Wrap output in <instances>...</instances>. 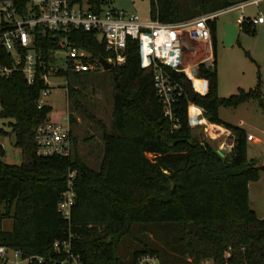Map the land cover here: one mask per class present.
Here are the masks:
<instances>
[{
  "label": "trees",
  "instance_id": "obj_1",
  "mask_svg": "<svg viewBox=\"0 0 264 264\" xmlns=\"http://www.w3.org/2000/svg\"><path fill=\"white\" fill-rule=\"evenodd\" d=\"M12 1L20 14L30 2ZM247 1L150 0V11L160 22L177 24ZM90 2L99 11L109 0ZM209 24L214 62L199 61L196 72L209 80V88L196 93L192 102L202 107L210 122L232 131L228 153L193 131L187 112L189 78L184 71L167 67L170 79L182 91L173 105V117L164 114L153 72L142 67L136 42L128 41L124 62L103 71L114 82L111 127L89 115L102 133L104 152L97 168L76 148L71 124L78 119L73 114H69L72 152L38 154L35 130L50 118L52 108L47 103L39 107L47 84L41 78L27 83L20 70L0 77V115L9 118L15 145L23 153L20 163L7 162L5 148L0 147V244L18 250L22 257L33 255L29 264H59L64 255L54 248L58 239H71L82 264H134L143 252L157 253L161 264L205 260L264 264V218L256 215L249 199V182L258 178L264 160L247 157L246 129L224 120L219 112L220 106L234 107L251 99L258 100L264 111L262 77L258 71L251 88L219 95L217 19ZM239 26L254 30L251 22ZM45 31L37 30L36 45L44 49L47 61L57 43L52 31ZM68 36L75 46L91 51L100 66L99 58L111 54L94 32L74 29ZM12 59L9 52L0 55L1 62ZM94 71L59 69L57 74L66 77L70 94L77 95V84L91 79ZM75 104L81 106L78 99ZM70 170L76 171L77 192L71 224L58 204ZM4 218L12 219L11 230L2 228Z\"/></svg>",
  "mask_w": 264,
  "mask_h": 264
},
{
  "label": "built area",
  "instance_id": "obj_2",
  "mask_svg": "<svg viewBox=\"0 0 264 264\" xmlns=\"http://www.w3.org/2000/svg\"><path fill=\"white\" fill-rule=\"evenodd\" d=\"M260 0H248L243 4L259 3ZM90 0H30L26 11L18 13L12 0H0V55L3 51L12 55L11 63L0 61V77H7L16 70H20L27 83L34 84L37 78L43 79L47 86L42 89L39 98V107L43 105L42 97L47 95L52 86L50 76H59V69L70 70L72 72L93 71L100 66L92 60L93 53L88 49L75 46L69 39L68 34L74 29H82L90 33H95L100 41L104 43L106 49L111 53L106 59L113 63L125 61L128 41L136 42L139 47V59L142 67L153 72L157 95L164 103V114L173 117V105L177 101V95L181 94V89L170 79L167 67L175 71H184L191 81L193 90L196 93H205L209 88V80L197 76L201 79L199 87L195 84V79L188 74V65H185L184 53L186 50L195 53L196 50L188 45V40L201 41L211 44L212 34L210 22L219 16L231 12L236 6L215 11L197 17L196 19L180 22L177 24L160 22L156 18L142 21L137 13L125 11L123 9L112 8L102 5L99 11L92 9ZM246 6V5H245ZM241 5V9L245 7ZM244 17H240V21ZM252 24L264 22V17L259 15L253 19L249 18ZM49 29L53 33L57 43L56 49L50 50L49 60H45L44 49L36 45L37 30L46 32ZM57 38V40H56ZM60 51L64 54L58 59ZM49 67L47 68V66ZM190 66V65H189ZM47 68V69H46ZM197 72V71H196ZM191 104L199 109V114L195 121L192 120L189 109ZM2 101L0 100V111ZM189 122L191 126H199L204 123L202 107L190 100L188 104ZM205 115V114H204ZM66 121H55L51 118L40 123L35 130V140L37 152L40 155L70 154L72 152V137L70 132V118ZM6 118L0 115V121L5 122ZM4 124L0 123V147L5 148L4 136H7ZM248 139L253 138V134L247 135ZM76 171L70 170L67 177L66 188L62 192L59 201V211L62 216L71 224L73 207L76 205ZM54 248L63 253L64 258L59 264H82V257L75 253L71 247V239L56 240ZM11 248L0 244V264H20L27 262L34 257H22L21 253L13 249L14 256H9ZM41 261L43 256H36ZM134 264H161L157 253L143 252Z\"/></svg>",
  "mask_w": 264,
  "mask_h": 264
},
{
  "label": "rangeland",
  "instance_id": "obj_3",
  "mask_svg": "<svg viewBox=\"0 0 264 264\" xmlns=\"http://www.w3.org/2000/svg\"><path fill=\"white\" fill-rule=\"evenodd\" d=\"M238 4L231 12L219 16L217 19V78L218 94L221 96H230L238 90L239 87L249 89L257 82V73L260 72L262 77V90L264 94V23L252 26L254 30L241 28L239 36L231 48L222 43L223 26L222 23L237 22L240 17L244 20L241 23H249L248 19H253L258 14L264 17V0L259 3ZM241 5H246L241 9ZM107 6L125 11L134 12L139 15L142 21L152 18L150 11V0H109ZM188 45L195 47L198 53H192L189 49L184 53L185 65L189 64L191 71L194 72V65L201 61L210 51V44L201 41L188 40ZM64 52L60 51L58 59L63 56ZM214 61V59H213ZM103 67H98L92 72L91 79L84 84H77L80 89L77 95H72L67 86V79L63 75L50 76L52 86L49 88L47 95L42 97L45 103L51 105L48 117L56 121H66L69 114L77 117L78 122L71 124L72 133L77 140V150L80 151L85 160L94 168L99 167L103 155L102 133L100 125L94 121L90 114L100 117L108 128L111 127L113 115V92L114 82L106 74ZM77 99L81 106L75 103ZM220 115L228 122L237 124L246 129L247 133H253L258 140L250 142L247 139V157L264 160V111L259 105L258 100L251 99L244 101L234 107L220 106ZM70 118V116H69ZM1 124H4L7 130V136H4L5 155L3 159L7 162L20 163L23 160L21 149L15 145V135L8 125L9 118H6ZM193 131L206 137L213 145L220 150L227 151L230 147H225V143H230L229 135H220L217 137L212 131L205 130L202 125L194 127ZM233 134V133H232ZM225 143H224V142ZM224 145V146H223ZM224 151H222L223 153ZM148 155L153 157V153ZM249 199L251 208L255 209L256 215L264 218V169H261L259 176L249 182ZM13 222L11 218L2 220V228L11 229ZM9 256L16 258L13 248ZM7 264H12L8 262ZM20 264H27L21 262ZM201 264H214L211 260H205Z\"/></svg>",
  "mask_w": 264,
  "mask_h": 264
},
{
  "label": "water",
  "instance_id": "obj_4",
  "mask_svg": "<svg viewBox=\"0 0 264 264\" xmlns=\"http://www.w3.org/2000/svg\"><path fill=\"white\" fill-rule=\"evenodd\" d=\"M222 26H223L222 43L226 47L231 48L239 36L240 26H238L235 22H228V21L223 22ZM99 62L102 64L104 70H110L115 65V63H113L112 61L111 62L108 61L105 57H100ZM186 92L190 100L193 101L196 97L195 96L196 92L193 90L190 80L186 82Z\"/></svg>",
  "mask_w": 264,
  "mask_h": 264
},
{
  "label": "crops",
  "instance_id": "obj_5",
  "mask_svg": "<svg viewBox=\"0 0 264 264\" xmlns=\"http://www.w3.org/2000/svg\"><path fill=\"white\" fill-rule=\"evenodd\" d=\"M259 15H262V14H258L257 16H259ZM256 16V17H257ZM263 16V15H262ZM240 21V18L238 19V21L237 22H235L238 26H239V24H238V22ZM264 23V22H263ZM263 23H259V24H263ZM240 29H241V26H240ZM193 49H195L196 50V52L195 53H198V50L195 48V47H193ZM201 60H205V61H207L209 64H213V46H212V44H210V51H209V53L206 55V57H204L203 59H201ZM199 62V61H198ZM198 62H196L195 63V65H194V73H196V71H197V65H198ZM222 117V116H221ZM203 118H204V123H202V124H200V125H202L203 127H204V129L205 130H208V131H212V133L214 134L215 133V135L216 134H218V135H216L217 137H215V141L220 137V135L222 134V135H229L230 136V143L228 144H226L224 141V143H225V147H230V149H228L227 151H225L224 149L222 150L221 149V151H224L223 153H228V152H230V150H231V146H232V143H233V140H234V136H233V134H232V131L231 130H229V129H226L224 126H222V125H220V124H215V123H212V122H210L208 119H207V117L203 114ZM223 118V117H222ZM224 119V118H223ZM53 120V119H52ZM224 120H226V119H224ZM56 121V120H55ZM227 121V120H226ZM199 125V126H200ZM196 127H198V126H195V128ZM221 133V134H220ZM248 134H251V133H248ZM253 134V133H252ZM248 139V138H247ZM256 140H258V137L257 136H255L254 134H253V138L250 140V142H252V141H256ZM213 144V143H212ZM224 146V145H223ZM13 225V224H12ZM11 228H12V226H11ZM9 230H11V229H9ZM211 261V260H210Z\"/></svg>",
  "mask_w": 264,
  "mask_h": 264
},
{
  "label": "bare ground",
  "instance_id": "obj_6",
  "mask_svg": "<svg viewBox=\"0 0 264 264\" xmlns=\"http://www.w3.org/2000/svg\"><path fill=\"white\" fill-rule=\"evenodd\" d=\"M188 74L191 76V78H194V74L191 71V67L189 65H188ZM201 81H202L201 79L196 78L195 84L199 87V85L201 84ZM189 113L191 114L192 120L195 121L197 118V115L199 114V109L195 105L191 104L190 109H189ZM202 121H204V118L202 119Z\"/></svg>",
  "mask_w": 264,
  "mask_h": 264
}]
</instances>
